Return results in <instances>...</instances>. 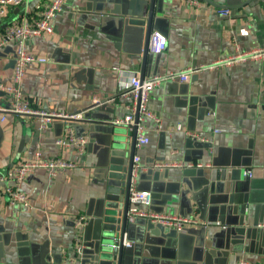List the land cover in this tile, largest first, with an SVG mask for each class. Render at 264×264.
Listing matches in <instances>:
<instances>
[{
	"label": "crops",
	"instance_id": "0c3cea01",
	"mask_svg": "<svg viewBox=\"0 0 264 264\" xmlns=\"http://www.w3.org/2000/svg\"><path fill=\"white\" fill-rule=\"evenodd\" d=\"M151 1L65 0L52 21L54 33L26 42L28 54L47 62L27 66L24 96L38 110L82 119H54L42 129L36 116L8 114L0 121V176L38 150L43 159L77 167L57 176L43 168L29 175L17 186L26 206L0 194V264H97L106 236L119 246L121 231H105L106 178L110 164L129 159L133 129L111 124L134 106L128 95L133 76L166 77L187 68L198 70L190 83L165 79L150 94L148 109L159 120L143 123L150 142L135 149L142 166L135 188L152 193L150 211L198 220L189 229L206 227L205 238L159 226L150 232L138 219L124 238L131 247L124 246L122 264L264 262V59L209 68L264 48V0H203L201 7L154 0L153 32L166 37L167 47L149 52L144 62L140 35ZM43 3L30 0L8 11L0 33L13 21L37 17ZM224 9L229 14H221ZM16 49V42L0 49V81L12 80ZM70 127L90 137L85 154L58 143ZM116 134L121 145L114 143ZM81 216L86 225L76 230ZM170 236L179 239L174 246ZM105 259L102 264H112Z\"/></svg>",
	"mask_w": 264,
	"mask_h": 264
},
{
	"label": "built area",
	"instance_id": "2783aa9c",
	"mask_svg": "<svg viewBox=\"0 0 264 264\" xmlns=\"http://www.w3.org/2000/svg\"><path fill=\"white\" fill-rule=\"evenodd\" d=\"M30 0H0V19L5 17L8 11L21 8L28 4ZM65 0H44V3L37 7L38 15L33 18H22L21 20L13 21L10 25H7L0 33V49L11 44L17 43V49L14 58V69L12 80L8 83L0 81V95L5 99L4 104H0V121L4 122L8 114L20 115V116H36L40 118V128H44L47 124L51 123L54 119H67V120H79L82 119V115L69 116L65 114H49L45 111L38 110L33 107L32 103L24 96L22 92V80L25 74V70L28 65L34 63H45L46 58L36 57L27 53L26 42L29 39L43 36L52 35L54 28L52 21L56 18L59 12L62 10ZM187 3L191 6L201 7L203 6V0H187ZM221 14H229L228 9L220 11ZM167 39L159 31L152 32L149 40V52L158 55L166 50ZM260 60L264 59V48L253 49L249 52L239 53L233 58L221 60L215 62L209 68H214L222 64H233L238 62H244L246 60ZM203 69V68H201ZM195 68H187L176 74H170L166 77L153 76L146 79H141L137 76H133L130 79V91L129 97L133 100V105L130 107L128 114L122 119L113 121L116 125H127L131 129L135 125V115L138 112L137 123V138H136V150H141L143 147L149 144L150 139L143 131V123L146 119H151L158 122V117L148 109V101L150 94L153 90L162 83L165 79L178 80L181 83H190L192 75L197 72ZM179 130L181 127L178 128ZM190 138L207 142L205 138L199 136L196 133L187 132ZM90 140L89 136H77L74 133L73 127H70L67 134L58 140V143L65 148L74 149L79 155L85 154L86 147ZM171 164H159L158 167H168ZM179 165V164H172ZM77 164L69 162L64 159H43L41 151L36 152V156L32 160H26L20 162L13 169L8 171L6 175L0 176V194L5 193L9 196L10 203L28 205L29 201L26 195L21 193L17 186L21 184L29 175L33 174L38 169H47L51 176L61 175L69 169L76 168ZM189 167H195L193 164H189ZM196 167H201L200 165ZM141 158L135 155L133 158V186L130 195V208L128 211V220L134 223L138 219L147 220L154 225L161 226L166 229L176 230L178 232L183 231L186 228L198 227L200 222L192 217H185L174 215L171 213H156L150 211L152 205L153 196L148 190H138L135 188L137 176L141 171ZM246 176L252 177L251 171L245 173ZM13 183L14 185H8ZM86 225V218L81 216L75 219L74 226L76 230H81ZM205 225V224H204ZM124 246L130 248L131 243L124 241ZM118 245H113L116 249ZM239 264H253L248 261H241ZM260 264H264L260 263Z\"/></svg>",
	"mask_w": 264,
	"mask_h": 264
},
{
	"label": "water",
	"instance_id": "95a60500",
	"mask_svg": "<svg viewBox=\"0 0 264 264\" xmlns=\"http://www.w3.org/2000/svg\"><path fill=\"white\" fill-rule=\"evenodd\" d=\"M205 1V0H204ZM154 16V0L151 1V6L149 8V16H148V23L143 31L142 35H140L142 39V51H143V60L144 62L146 61V58L148 57L149 54V40L150 36L153 32V26H152V18ZM6 27V26H5ZM4 28V27H3ZM143 79V77H141ZM97 106V105H95ZM138 117L139 113L137 112L135 115V125L133 126V141H132V151L130 154L129 159L127 162L123 163H112L108 167V172H107V210L109 214H107V219L108 222L107 224L110 226V228L106 229L105 231L108 232H115L120 230L121 231V238L119 241V248L117 247L116 249L113 248V244L110 245L109 243L112 241L110 237H105L104 243H100L99 245V251L97 252V257H98V263L97 264H102L103 260H100V258H106L105 260L108 263L112 264H122V257H123V251H124V241H125V236H127L128 228L131 227L132 224L128 220V211L130 208V195H131V189L133 186V158L135 156V146H136V138H137V123H138ZM111 126H120L116 124H111ZM123 126V125H121ZM112 132V129H111ZM113 135V133H112ZM119 134H116V139L114 140V143L117 145L122 144V140L120 139ZM118 153V152H117ZM122 164H124L122 166ZM139 176V174H138ZM137 176V178H138ZM183 195V193H182ZM123 204L122 210L119 212L120 206ZM147 229L152 232L153 229L157 228V225H154L150 221H147ZM112 226H115V228H112ZM160 228H163L159 226ZM174 234H190L193 236H198V238L201 237V240L203 237L205 238L206 234V227H200V229H189L186 228L181 232H178L176 230H170ZM169 236V235H168ZM174 236V235H172ZM172 236L168 239V245L174 246V242L177 244V241L182 237V235H175L176 238L178 237L179 239H172ZM129 241V238H127ZM199 243V241L197 240Z\"/></svg>",
	"mask_w": 264,
	"mask_h": 264
}]
</instances>
